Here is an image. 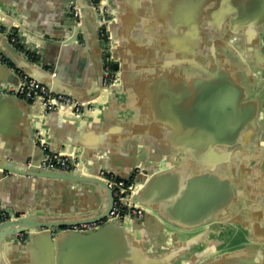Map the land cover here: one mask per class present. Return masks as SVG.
<instances>
[{"label": "crops", "instance_id": "crops-1", "mask_svg": "<svg viewBox=\"0 0 264 264\" xmlns=\"http://www.w3.org/2000/svg\"><path fill=\"white\" fill-rule=\"evenodd\" d=\"M99 1L117 13L111 27L114 51L122 60L117 91L102 87L104 38L94 21L88 25L81 19L78 41L61 43L58 38L74 29L67 0H0V25L15 27L37 48L36 54L20 57V69L42 80L54 68L55 90L91 100L98 108L81 120L45 113L40 101L0 95V163L41 157L31 136L36 126L45 133L50 152L83 157L84 168L93 172L103 167L111 172L106 175L131 181L136 165L157 166L165 174L152 192L155 210L148 209L134 229L111 231L104 239L123 264H264V141L254 130L247 144H213L193 104L198 81L216 67L231 73L237 84L249 76L246 87H255L254 71L262 62L258 39L247 43L251 32L246 30L240 36L230 33L221 16L235 11L242 20H254L264 0ZM7 65L11 72L0 66L2 87L19 80L16 66ZM195 177L211 180L218 191L200 212L181 215L178 196ZM104 201L93 183L0 176V202L17 216L76 219ZM9 245L12 264L47 262L45 245Z\"/></svg>", "mask_w": 264, "mask_h": 264}, {"label": "water", "instance_id": "water-1", "mask_svg": "<svg viewBox=\"0 0 264 264\" xmlns=\"http://www.w3.org/2000/svg\"><path fill=\"white\" fill-rule=\"evenodd\" d=\"M80 7V16L77 21L74 20L73 32L66 37L58 38V42L72 43L78 41V24L81 19L90 24L91 20L95 22L96 31L100 38L101 31H105V39H101L102 53V87L105 91H117L121 89L122 77L118 70L122 60L116 56L114 51V37L112 34V25L117 22V13L105 7L101 1L99 5L93 4L92 0H76ZM97 6L107 10L109 21L100 23ZM82 16V17H81ZM223 28L234 35H243V31L251 32L247 43H254L258 39L260 49V60H262L256 73L257 84L255 87L247 88L245 80L250 79L244 76V80H239L237 84L233 75L227 74L225 70H219L218 67L206 72L207 77L198 81V88L194 92L193 104L195 114H200V123L209 130L211 138L209 139L215 145L234 146L247 144L251 133L256 130L260 133L259 139L264 141V2L260 5L258 13L254 20H242L235 11L230 13L225 11L221 16ZM235 23V24H233ZM11 35H15V41ZM15 44H18L15 45ZM21 46L20 48H18ZM37 48L32 43L20 36L15 27L4 28L0 25V66L11 72L7 62L10 61L16 67L13 69L18 72L19 80L10 87L0 86V95H12L16 99L20 97L16 89L22 76L36 80L44 84L54 93H61L54 88L52 79L55 76L54 68L49 72L48 78L38 79L34 74L21 70L18 62L20 57L26 58L27 53L36 54ZM38 58V57H36ZM111 63L113 70L111 81L105 84L106 59ZM27 61L33 64L27 59ZM263 64V65H262ZM119 65V66H118ZM44 66V64H43ZM51 67V66H50ZM20 69V70H19ZM198 78H195L197 81ZM244 85V86H243ZM196 87V86H195ZM66 95V94H64ZM73 103L80 104L79 112H76L72 104L63 105L55 110H42L47 112H58L69 114L75 119H85V113L98 108L94 106L93 101H80L70 95ZM256 97L260 100L256 102L249 101ZM31 103L35 101H29ZM70 108V109H69ZM202 115L203 118H202ZM204 119V120H203ZM35 126L31 129L33 143L40 148L42 155L38 160L14 161L5 159L0 163V176L7 177L11 175L22 176L26 178H42L55 181H64L69 183H93L97 185L100 195H103L105 201L100 207L94 208L92 213L81 215L79 218L55 219L45 214H28L26 216H17L7 211L4 206L2 210L7 214V218L0 222V264H8L12 261L7 254L11 249L9 244L21 243L20 249L34 248L36 246H46L47 262L46 264H123V257L116 253L112 244L106 242V235L109 232H127V228H135V222H141L148 209H154L152 204L157 202L152 200V192L157 183L162 179L165 172H161L157 166L146 167L145 165H136L131 175L133 178V188L129 197V202L142 211L138 216L130 214L122 219H112L109 212L112 208L114 197L113 189L108 186L107 180L101 176L105 172L110 174L107 168H99L96 172L84 168L83 157L76 154H65L61 152H50L45 133ZM183 151H177L181 153ZM46 153L59 154L61 158L67 157L71 164L69 170L56 167H42L40 162ZM201 154V151H194L191 154ZM186 154V153H183ZM200 158V156H199ZM117 178V177H115ZM129 182L128 179L117 178ZM218 189L211 180L206 178H193L189 182L188 190L178 196L176 210L181 215L186 213L200 212L205 206L211 204L216 196ZM126 219L130 220L126 224ZM84 225V226H83ZM85 225H90L85 227ZM183 230L191 228L190 225H179ZM134 234V231H133ZM183 234H181L182 236ZM111 246V252H107ZM6 253V255L4 254ZM6 258V259H5ZM128 260V257H124Z\"/></svg>", "mask_w": 264, "mask_h": 264}, {"label": "built area", "instance_id": "built-area-1", "mask_svg": "<svg viewBox=\"0 0 264 264\" xmlns=\"http://www.w3.org/2000/svg\"><path fill=\"white\" fill-rule=\"evenodd\" d=\"M96 5H99V2ZM67 8L74 20L77 21L80 16V7L77 5L76 0H67ZM97 10L100 23L106 24L109 21L107 10L100 6H97ZM101 35L103 38L105 37L104 29H102ZM12 40L15 41V38L12 37ZM112 73L113 70L111 63L107 58L105 67V84H108L111 81ZM16 93L20 97L29 101H40L44 110H55L63 105L69 104H72L76 112H79L80 110V104L73 103L71 97L64 94L54 93L44 84H41L26 75L22 76V80L17 86ZM40 165L42 167H56L64 170H69L71 168L69 159L66 156L61 158L59 154L53 153H46L42 158ZM101 176L107 180L108 186L113 189L114 201L109 212L110 218L122 219L130 214L138 216L142 215V211L129 202L131 190L134 185L133 180L126 182L117 179L112 175H106L104 172L101 173ZM2 207L3 206L0 204V222L7 218V214L2 210ZM88 226L90 225H85V227Z\"/></svg>", "mask_w": 264, "mask_h": 264}, {"label": "trees", "instance_id": "trees-1", "mask_svg": "<svg viewBox=\"0 0 264 264\" xmlns=\"http://www.w3.org/2000/svg\"><path fill=\"white\" fill-rule=\"evenodd\" d=\"M92 2H93V4H97L98 2H99V0H92ZM12 37H16V36H14V35H11V38ZM105 38V37H104Z\"/></svg>", "mask_w": 264, "mask_h": 264}]
</instances>
